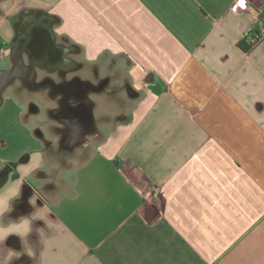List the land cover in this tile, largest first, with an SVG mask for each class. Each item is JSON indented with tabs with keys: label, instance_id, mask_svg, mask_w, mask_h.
<instances>
[{
	"label": "crops",
	"instance_id": "1",
	"mask_svg": "<svg viewBox=\"0 0 264 264\" xmlns=\"http://www.w3.org/2000/svg\"><path fill=\"white\" fill-rule=\"evenodd\" d=\"M236 1L0 0V70L34 15L72 61L25 53L36 77L0 95V264H264V40L240 45L264 0ZM60 69L89 74L67 97L86 112Z\"/></svg>",
	"mask_w": 264,
	"mask_h": 264
},
{
	"label": "water",
	"instance_id": "2",
	"mask_svg": "<svg viewBox=\"0 0 264 264\" xmlns=\"http://www.w3.org/2000/svg\"><path fill=\"white\" fill-rule=\"evenodd\" d=\"M25 21L28 26V33H21L12 45L13 66L9 69L0 70V95L18 74L27 72L32 78L36 77V70L25 64V53L30 62L34 63L44 61L48 56L56 61L72 62L71 58L66 56V49L60 44L51 42L49 38L51 37L53 41L54 36L48 28L47 30L43 29L47 26L43 23V19L34 15L27 17Z\"/></svg>",
	"mask_w": 264,
	"mask_h": 264
},
{
	"label": "rangeland",
	"instance_id": "3",
	"mask_svg": "<svg viewBox=\"0 0 264 264\" xmlns=\"http://www.w3.org/2000/svg\"><path fill=\"white\" fill-rule=\"evenodd\" d=\"M122 61H124L120 57H115L113 59H109L104 62L105 67L109 69V71L106 73L108 74L107 76L114 77L118 79V84L120 85V88L123 89L122 93L124 92L126 94V89L128 88V82H127V68L122 64ZM124 63V62H123ZM103 65V66H104ZM59 73V76L61 77H66L71 81H67L63 86L60 87L59 94L66 95L68 99L73 98L74 96L76 97L78 90L80 89L79 83L76 81H72L73 78L76 76H80V78L84 79L89 77V74L84 72L83 70H77L73 72H66L65 70H56ZM37 72V71H36ZM50 72V71H49ZM88 86L90 87V82H86ZM55 90H56V85ZM20 87L25 88L24 83H20ZM83 88V87H82ZM38 91H41L39 87H37ZM120 89V90H121ZM68 94V95H67ZM124 95V94H123ZM125 96V95H124ZM66 99V98H65ZM38 104L42 108H47L52 106L53 102L50 98H42V100H37ZM86 106L85 104H70V100L66 101L64 112L66 113H76V112H86ZM42 114H46L45 111L42 112ZM52 169L54 171H68V170H73L76 165L79 164L78 161V155H77V150L76 148L74 149H68V148H63L60 147L59 149H53L52 150Z\"/></svg>",
	"mask_w": 264,
	"mask_h": 264
},
{
	"label": "built area",
	"instance_id": "4",
	"mask_svg": "<svg viewBox=\"0 0 264 264\" xmlns=\"http://www.w3.org/2000/svg\"><path fill=\"white\" fill-rule=\"evenodd\" d=\"M248 4V0H237L233 5V9L235 11H241ZM246 36L249 38L252 47L264 40V12L259 16Z\"/></svg>",
	"mask_w": 264,
	"mask_h": 264
},
{
	"label": "flooded vegetation",
	"instance_id": "5",
	"mask_svg": "<svg viewBox=\"0 0 264 264\" xmlns=\"http://www.w3.org/2000/svg\"><path fill=\"white\" fill-rule=\"evenodd\" d=\"M64 84L65 83L56 85V87L59 88V90H60V87L63 86ZM66 100H68L67 97H66ZM74 104H77V102H74ZM67 134L70 136V139L73 140V146H75V147H76V145H79L80 143L84 142L85 140L90 139V136L89 137L86 136L87 133L80 134V133H77V132H73V133L68 132Z\"/></svg>",
	"mask_w": 264,
	"mask_h": 264
},
{
	"label": "trees",
	"instance_id": "6",
	"mask_svg": "<svg viewBox=\"0 0 264 264\" xmlns=\"http://www.w3.org/2000/svg\"><path fill=\"white\" fill-rule=\"evenodd\" d=\"M25 14L26 13L22 14L23 15L22 17H24ZM20 25H21V21L18 23L19 29L21 27ZM244 41L247 42V45L243 46V44L241 42H240V45H242V47L244 48L245 51H249L252 48V46H251L252 44L249 42V38L246 36Z\"/></svg>",
	"mask_w": 264,
	"mask_h": 264
},
{
	"label": "clouds",
	"instance_id": "7",
	"mask_svg": "<svg viewBox=\"0 0 264 264\" xmlns=\"http://www.w3.org/2000/svg\"><path fill=\"white\" fill-rule=\"evenodd\" d=\"M32 172H33V170H30L29 173H28V175H31L32 176ZM25 179L28 180L27 176L25 177Z\"/></svg>",
	"mask_w": 264,
	"mask_h": 264
}]
</instances>
